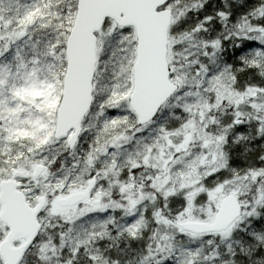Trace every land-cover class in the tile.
Segmentation results:
<instances>
[{
    "label": "snow or ice",
    "instance_id": "1",
    "mask_svg": "<svg viewBox=\"0 0 264 264\" xmlns=\"http://www.w3.org/2000/svg\"><path fill=\"white\" fill-rule=\"evenodd\" d=\"M0 264H264V0H0Z\"/></svg>",
    "mask_w": 264,
    "mask_h": 264
}]
</instances>
